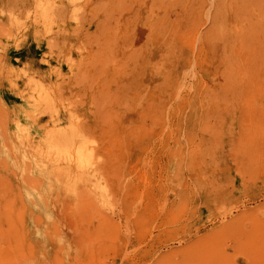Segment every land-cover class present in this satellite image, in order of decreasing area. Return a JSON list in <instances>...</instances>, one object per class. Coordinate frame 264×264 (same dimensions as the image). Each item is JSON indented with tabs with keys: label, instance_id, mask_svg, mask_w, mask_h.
<instances>
[{
	"label": "rangeland",
	"instance_id": "obj_1",
	"mask_svg": "<svg viewBox=\"0 0 264 264\" xmlns=\"http://www.w3.org/2000/svg\"><path fill=\"white\" fill-rule=\"evenodd\" d=\"M0 264H264V0H0Z\"/></svg>",
	"mask_w": 264,
	"mask_h": 264
},
{
	"label": "bare ground",
	"instance_id": "obj_2",
	"mask_svg": "<svg viewBox=\"0 0 264 264\" xmlns=\"http://www.w3.org/2000/svg\"><path fill=\"white\" fill-rule=\"evenodd\" d=\"M60 139V140H59ZM59 139H55L54 141H53V143H52V146L54 147H57L58 146V144H60V143H69V144H71V146H73V147H75L76 148V150L77 151H79V148L77 147V146H75L74 145V143L76 142V138L75 139H73V138H59ZM60 141V142H59Z\"/></svg>",
	"mask_w": 264,
	"mask_h": 264
}]
</instances>
